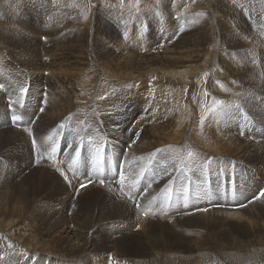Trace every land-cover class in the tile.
I'll return each mask as SVG.
<instances>
[{"label": "bare ground", "instance_id": "obj_1", "mask_svg": "<svg viewBox=\"0 0 264 264\" xmlns=\"http://www.w3.org/2000/svg\"><path fill=\"white\" fill-rule=\"evenodd\" d=\"M6 1L9 0H0V9L6 5ZM152 1L155 4L161 2ZM182 1L168 0V5L172 11L178 9L179 13L183 12L180 8L186 3L192 11L196 10H193L192 4L204 5L201 0H191L190 3ZM240 1L238 4L243 7L247 5L248 10L252 11L250 19H258L261 23L262 18L264 19V0ZM89 2L93 3L94 8H91L90 14L87 13L88 16L82 7H77L71 0H66L63 5L54 4V15L50 10L44 12L45 19L50 20L54 27V30H50L45 36L47 38L44 41L36 39L32 34L27 35L25 31L15 33L11 26L9 29L1 28L3 21L0 18V110L6 108L5 97H13L20 88L23 82L21 78L30 77V95L34 97L32 100H26L21 114L23 119H38V140L46 147L44 155H40L41 160L49 155L47 143L50 140L57 142V153L69 156L73 168L79 172L86 171L93 165L90 173L95 174L102 160L107 161V158L114 154L116 174L113 175L109 164L105 163L106 171L98 174V180L107 179L114 182L112 189L115 190V200L127 194H131L130 198L127 197L131 199L132 205H135L134 200H139V196L153 200L147 210H140L148 212V219L140 217L137 213L134 215L141 227L154 225L166 216L183 213L185 220L199 218L192 222V226L210 229L212 233L207 235V242L214 243V225L226 222L240 223L241 218L244 223L248 221L242 213L248 211L250 206L238 210L227 209L224 218H214V221L210 218L214 213L213 207L202 211L213 205L223 207L227 204L228 200L225 198L226 194H229L228 189L222 186L225 178H230L232 171L236 174L239 192L236 202L231 205L248 201L253 205L264 202V198H257L264 179V59L259 63L258 60L255 61L260 55L258 51L261 52L264 46V32L261 30L259 37L258 29L250 28L245 21L235 18L237 9L234 11L233 0H230L232 4L226 3V0L223 4L219 0H208L205 1V9L209 13L208 20L202 22V25L196 22V30H193V33L173 40L174 43L164 47H157L127 37L133 29L123 24V12L120 15L116 13L118 21L117 18L114 20L107 17L100 21L97 16L102 17L101 0ZM214 2H218V7H214ZM64 5L75 9V17L72 20L67 17L70 13L64 16ZM127 7L128 4L120 6ZM4 8L7 9V5ZM134 8L132 6L131 9ZM147 9L152 13L148 6ZM192 11L191 13H194ZM182 14L186 17L185 13ZM109 21L113 23L110 25ZM137 23H142V19L138 18ZM67 27L74 29L70 41L62 40V34L66 29L69 30ZM119 29L127 31L126 38L120 39V35L117 37ZM26 32L34 31L27 29ZM43 52L46 56L41 57ZM46 87L49 91L48 99L41 98ZM239 101L247 107V116L259 120V130L251 133L254 134L253 137H257V144L251 141V137L246 138L244 135L243 141L235 136L236 133L233 135L224 132L226 125L236 132L239 125L235 121L245 119L236 115L235 103ZM65 125L67 127L62 128ZM53 128L58 132L56 138L50 137ZM11 133L10 129L0 132V150ZM201 150L215 154V158L214 155L209 156L210 159L205 161L200 154ZM12 152L17 156L15 151ZM190 152L196 153V159L187 163L181 155ZM5 154L11 155V152ZM104 154L106 157L103 159ZM218 155H232L238 158L228 157L229 168L221 169ZM155 165L158 167L157 174L154 173ZM55 168L56 166H53L51 171ZM145 168L147 172L142 179L141 173ZM64 174L63 171L62 175L67 184L76 177L70 173L68 178ZM121 175L124 176L123 183L120 181ZM209 176L213 182V193L206 192ZM16 177L17 173L12 168H7V165L0 166L1 252L9 251L19 255L22 253L23 255L18 257L22 259L29 251L38 255L41 264L48 260L49 264H58L61 261L56 258L51 260L48 258L50 254H55L56 257L66 256L65 258L77 263L85 257L90 258V252L94 251L101 257L103 255L102 258L107 264L111 262L109 259L115 257L113 253L116 250L136 253L140 245L134 240L145 238L144 243L150 257L146 260L130 261L131 264H176V261L185 264V256L159 249L154 244L159 243L163 237H186L181 230L173 233L158 229L156 225L149 230H153V233L134 231L136 234L132 237L126 232L109 233L113 226L111 223L104 224L103 221L112 218L114 214L112 211L104 212L108 209L109 200L102 194H96L94 198L81 202V207L90 218L86 231L76 228L83 241L79 244L74 232L69 228L67 213L71 202L67 188L61 183L63 181L59 182V178L48 171L37 169L29 172L8 190ZM132 181L138 184H133ZM127 186L131 187L130 191L124 194L117 191L118 187ZM28 205L31 208L23 220L22 210ZM123 208L130 213V205ZM197 209L201 210L186 213ZM27 219L35 226H44L42 236L37 239L49 241L52 250L39 248L22 239L28 233V228L22 227L21 222ZM261 222L258 225L264 227ZM128 226L131 230L135 228ZM248 232L250 241L240 239L239 244L240 249L243 248L248 255L247 261L264 258V238L260 228L251 227ZM117 234L121 236L115 237L116 243L110 244L113 239L111 237ZM216 234L226 241L232 239L230 235L218 229ZM201 236L190 234V238ZM21 246L24 252L20 249ZM220 253L227 264L232 261L246 263L241 255ZM206 258L208 262H211L209 258L212 261L217 260L214 247L206 256L201 255L203 262L199 264L207 263ZM25 264L35 263L29 261Z\"/></svg>", "mask_w": 264, "mask_h": 264}, {"label": "rangeland", "instance_id": "obj_2", "mask_svg": "<svg viewBox=\"0 0 264 264\" xmlns=\"http://www.w3.org/2000/svg\"><path fill=\"white\" fill-rule=\"evenodd\" d=\"M25 1H27L28 3H26ZM55 1H56V3H55ZM55 1H51V0H16V2H15V0L6 1L7 2L6 5L8 8L5 9L4 8L6 6L5 5L4 7H2L0 9V18L3 21V25L1 26V28H3V29L8 28L9 29L12 27V31H14L15 33H18V31L19 32L25 31V33L27 35L32 34L35 36L36 39H38L40 41L41 40L44 41V40H46L45 38H47L45 36L50 33L49 31L54 30V27H53L52 23L50 22V20L45 19L44 12H48L50 10L51 13L54 15L55 9L52 8L53 5L57 4V3L63 5L66 3V0H55ZM71 1L74 4H77L78 5L77 7H82L85 10L86 16H88V14H90L91 8H94L93 3L92 2L90 3L89 0H71ZM163 1H164V3H161ZM180 1H182V0H180ZM184 1L185 2L188 1L190 3L191 0H183L182 2H184ZM202 1H203L204 5H194L191 3L193 10L196 9L197 11L196 10L192 11L191 9H189L188 3H186L185 6H183L182 8H180V10L183 11L182 13H185V15H186V17H184L182 13H179L178 9L172 11L171 6L168 5V0H161V2L156 3V4L152 0H101L102 5L100 8L103 11H100V14L102 17L97 16V18L99 20L101 19L100 21L103 20V17L104 18L105 17L113 18L114 20H116V18H117L116 21H118L119 20L118 15H120V13L123 12L124 13V20H125V22L123 24L129 25L133 29L132 33L127 36L128 38L138 40L141 42H148L151 45H154V46L156 45L157 47H164L167 44L169 45L170 43H174L177 39H179L180 37H183L186 34H190L191 32L193 33L196 30V26H197L195 24L196 22H199L202 25V22H205L206 20H208L209 13L205 9V7H206L205 1H208V0H201V2ZM219 1L221 2V4H223L224 0H219ZM227 2L230 3V0L229 1L226 0V3ZM238 2H241V1L238 0ZM238 2L236 0H233L232 3H235V4L230 3V4H232L234 11L236 9L238 10V11L237 10L235 11V12H237V15H238V16L236 15L235 18L236 19L239 18L238 20L245 21L246 24L250 28H253L256 30L258 29L259 32H257L258 33L257 36L261 37V33H262L261 30L264 32V19L262 18L261 23L259 22L258 19H250L252 17V11L248 10L247 5H245L243 7L242 4H238ZM44 3H46V4H44ZM217 3L218 2H214L215 8H216V6L218 7ZM8 4L9 5L11 4V5L9 6ZM35 4L37 6H35ZM126 4H128L127 8H120V6L124 7ZM132 6L135 8L131 9ZM147 6H148V8H150L152 10V13L148 11ZM179 7H181V6H179ZM184 7L188 11H186L184 9ZM64 8H65L64 16H65V14L70 13L67 17L70 20H72L73 17H75V9L72 7H68L66 5H64ZM163 8H165V9H163ZM169 10H171V11H169ZM136 11H138V12H136ZM191 11L194 13H191ZM132 12H134V13H132ZM238 12H240V13H238ZM241 12H243V13H241ZM116 13L118 15H116ZM205 13H207V14H205ZM114 14L116 16H114ZM111 15H113V17ZM127 15H129L130 17H128ZM175 15H177V16H175ZM125 16H126V18H125ZM193 16H195L196 18ZM138 18L142 19V23H137ZM195 19H197V20L200 19V20H198V21L196 20L195 22H193V20H195ZM190 20H191V22H190ZM24 22H26V23H24ZM42 23H45V25H43ZM108 23L111 25L113 22L109 21ZM259 24H261L263 27ZM121 25H122V23H121ZM194 25H196V26H194ZM165 28L166 29L168 28V29L166 30ZM27 29H31L34 32H26ZM68 29L69 30L66 29L65 33L62 34V37L64 38V39L62 38V40L68 39L70 41V37H71V34L74 32V29L71 27ZM15 30H17V31H15ZM119 31H118V33H116L117 37L120 35L119 36L120 39L126 38L125 34L127 33V31L122 30V29H119ZM53 35H55V31H53ZM173 40H175V41H173ZM161 43H163V44H161ZM232 51H235V50H232ZM261 52H262V54H261ZM261 52L258 51V55L259 54L260 55L256 57L257 59H255V61L258 60V63L264 59L263 58L264 46H262ZM237 55H239V54H237ZM251 55H253V54H251ZM44 56H46L45 52H43V55H41V57H44ZM254 58H255V56H254ZM17 80H19V79H17ZM21 80H23V82L21 83L18 91L14 94L13 97H10V98L5 97L6 108L3 111L0 110V132L5 131V130H9V129L12 130V133L8 137L7 142L5 143L4 147H2V149L0 150V163H1L0 166L6 167V165H7V168H12L13 171H15L17 173V177L15 178V181L14 180L12 181V184L9 186L10 188L8 187V190L11 189L12 187H14L21 179H23L29 172H31L33 170L42 169V170L48 171L52 175L54 174V176L56 178L58 177L59 178V179L57 178L58 181L59 180L63 181L64 183L63 182H61V183L64 185V188H67V191L69 192L68 193L69 198H70L69 202H71V203L69 205L70 210L67 213V217L69 220V228H70L71 232H74L75 238L77 239L76 242H78L79 244L83 243L81 236H79L78 233L76 232V228H81L82 230L86 231V227L88 226L87 221L90 218L89 215L86 214V210L81 207V202L88 200V198L89 199L94 198L96 194H102V195H106L108 200H109V205L107 207L108 209L104 210V212L112 211L114 214L112 218H108V219L103 221L104 224H110L111 223L112 225L111 224L110 225L114 227V228L113 227L111 228L112 231L110 230L109 233L126 232L127 234H129L130 237H132L134 234H136L135 232H137V233L140 232V233H144V234L153 233V230L152 231H149V230L152 226L157 225L158 229L161 228L164 231L177 233L178 231L181 230L180 232L184 233V235L186 237H182L180 235H173V236H170L168 238L163 237V238H160L159 243L155 242L154 244L157 245L159 249L166 250L172 254L180 253V255L185 256L186 257L185 261H184L185 264L186 263L199 264V263L203 262V260L201 259V255L206 256V254L210 253V249L212 247H214V253H216V255H217V260L212 261V259L209 258V260L211 262H208V260L206 258L205 260H207V263H205V264H227L222 259V255L220 252H222L226 255L232 254V255H236V256H238V255L243 256L244 259L246 260V263H242V264H262V263H264V258H258V260L252 259L251 261L253 263L247 261V257H248L247 253L243 250V248L240 249V247H239L240 239H243L245 241H250V238L248 236V234H249L248 229L251 227H254V228L259 227L260 233H263L262 237L264 238V227H261L260 225H258L261 221H262L261 223H264L263 222L264 221V202L253 205V204H251L250 201H248L245 208L250 206V209L248 211H245L242 213V215L246 219H248V221L245 223L243 222V218H241V220H239L240 223L226 222V223L214 225L213 230H214V236H216V238L214 237V243H211V242H207V235L212 233V231L208 228L199 227V226H192V222L199 219V218H191V219L185 220L184 214L180 213V212H179L180 214H172L171 216H166V218H164L163 220L156 221V223L154 225H146L144 227H141L140 224L137 223L138 220H137L136 216H134V215L137 213L140 217H142L141 213H146L147 211L146 212H144V211L140 212V210L146 209L148 207V205H152L153 200H148L147 197L139 196V200H136V201H138V203L141 204V207H140L141 209H138L139 206L136 207V205L130 204L131 199H129L127 196H119L118 200H115V196L113 194V192L115 190L112 189L114 187V182L106 179L103 181V183H101L102 180H100V181L98 180V178H99L98 174L100 173L99 170L96 169L95 174L90 173V169L93 168V165H91L89 169H86V171H83V172L75 171V169L73 168V162H72L71 158L69 156H62V155H59L57 153L58 144L55 140H53V141L50 140L47 143V147L50 150L49 155L44 157L41 160L40 157L42 156V154L44 155V152H46V147L44 146V144L40 143V140H38L39 139L38 133H37V128H39V127H37L38 119H37V117L36 118L23 119L22 114H21L22 109L25 107L26 100L27 99L32 100L34 97V96L30 95L32 81H31L30 77H28L26 79L21 78ZM115 82L117 83V81H115ZM46 88L47 89H45L41 98L48 99L49 91H48V87H46ZM235 105H236L235 106L236 115L240 116L242 118H245L242 121H238V120L235 121L236 124L239 125L237 130L240 133L237 130H236V132L230 130L227 125L225 126L227 128H225L226 130L224 129V132H226L228 134L231 133L233 135L236 133L235 136L237 135L236 137H239L243 141H245V136H246V138H247V136L251 137V139H252L251 141L253 143H256L257 137L256 136L253 137L254 134H251V133H254V132L259 130V127H260L259 120L257 121L256 118L251 119L249 116H247V114H246L247 113V107L244 104L242 105L240 103V101L236 102ZM243 106L246 108V110ZM64 127H67V125L63 126L62 128H64ZM52 130H54V131L51 132L52 135L50 137L56 138L58 132L55 131L54 128ZM33 141H35V143H33ZM12 151H15L16 155L18 157L21 156L22 158L21 157L18 158L17 156H15L13 154L14 152H12ZM82 151H83V149H81V154H82ZM6 152H11V155L5 154ZM204 152L205 151L201 150L200 154L202 155V158L205 161H208L210 159V157H213V155L215 158V154H213L211 152H205V153ZM190 153H191V155H189V153L181 155L182 159L184 161H186L187 163L192 162V160L194 161L196 159V153L195 152H190ZM105 157L106 156L104 154L103 159ZM226 157H227V159H226ZM228 157L238 158V157H235L232 155H226L223 157H222V155H220V156L218 155L219 165H220L221 169H228L229 168V164L227 162ZM12 161H13V163H12ZM33 165L35 167H33ZM36 165H38V166H36ZM53 166H56V168L54 169V171H51V168ZM27 169L29 172L27 171ZM30 169H31V171H30ZM63 171L65 172L64 175L68 178H70V173L72 174L73 177H75V176L76 177L74 179L70 180V182L67 184L65 182L63 175H62ZM146 172H147V168H145L143 170V172L141 173L142 179H144ZM154 173L155 174L158 173V167L156 165L154 167ZM232 174L234 176H236L234 171H232ZM209 178L211 179L210 176H209ZM226 178L224 181L225 185H227V179ZM89 181H92V183L88 187H85L83 189L79 188V186L81 184L87 183ZM132 182H133V184H138L135 181H132ZM236 183H237V179H236ZM246 183H245V186L247 187L248 185ZM142 186L143 185H141V187ZM235 187H236L237 191L239 192L238 183L236 184ZM262 187H263V185L261 186V189H262ZM177 189H178V185H177ZM70 190L71 191L73 190V191L70 192ZM130 190H131L130 186L117 188V191L122 193V194H124L126 191H130ZM40 192H42L41 189H40ZM206 192L213 193L214 192L213 185H209L208 190H206ZM227 192L229 193V191H227ZM111 193H112V195H111ZM73 195H75V196H73ZM129 195L131 196V194H129ZM78 198H80V199H78ZM263 198H264V196L260 200H262ZM225 199L230 200L229 194H226ZM126 205H128V206L130 205V209H128L130 211V213L123 208V206H126ZM216 207H220V206H214L213 205L211 207H206L205 209H202V211H206V210H209L212 208V210H214V213L210 216V218L213 221H214V218H219V219L224 218L227 215V209L224 207H221V208H216ZM30 208H31V206L28 205L24 210H22L23 220H25V216H28ZM20 209H21V206H20ZM176 209H177V207H176ZM200 210L201 209H197L194 211H188L186 213L187 214L196 213ZM258 214H260V215H258ZM146 215H147L146 218L145 217H142V218L148 219V217H149L148 212ZM119 219H120V221H119ZM120 222H122V223L120 224ZM21 223H22V227L28 228V233L22 238L23 240H25L29 243H32L39 248H47L49 250H52V247L50 246L49 241L37 239V237L42 236V230L44 229V226H40V224L35 226L32 222H30L29 219H27L25 222L22 221ZM128 225L135 226V228L132 230L128 229L129 228ZM166 225H170V227H167ZM172 225H174V227ZM184 227H185V229H184ZM12 229L15 232L17 231V229H14V228H12ZM191 229H194L195 231L191 230ZM217 229L223 231L226 235H230L232 237V239H230L229 241L223 240L222 238H220L216 234ZM190 234L191 235L197 234V235H202V236L190 238ZM53 236H54V238H56V234H54ZM120 236H121L120 234L113 235L111 238H113L114 241H113V239H111L110 244L116 243V240H117L116 238H119ZM238 239H239V241H238ZM134 241L137 244L139 243V245H140V248L136 253H125L122 250H116L115 253L112 252L113 254H115V257L112 259H109V260H111L112 263L110 262L107 264H131L130 261L144 260V259L146 260L148 257H150V255H148V253H147L148 252V249H146L147 245L144 243L146 241V239L145 238L143 240L142 239H136ZM203 241L207 242V243L204 244ZM20 249H22V246L20 247ZM22 251H23V249H22ZM54 251H56V250H54ZM92 252H90L92 258L91 257L90 258L85 257L81 261H78L77 263H76V261H72V260H69L68 258H65L66 256L60 257L59 255H57V257H59V258H57L55 254L54 255L50 254L48 258H51V260L55 259V258L60 260L61 262H59L58 264H84L83 262H85V264H101V263L106 264L105 260L103 259L104 258L103 255H102V257H103L102 258L99 253L97 254L94 251H92ZM0 254H1L0 258L2 259L0 264H5L6 261H7V264H25V262H29V261H33L35 264H41L40 263L41 260L39 259L38 255H33L29 251L25 255V257L22 259H18L19 256L23 255L22 253H20V255H19V254H15V253H10L9 251L1 252V250H0ZM93 258H95L96 260ZM3 259H5L6 261L4 262ZM234 259L236 260V258H234ZM92 260L94 263L92 262ZM114 260H115V262H114ZM48 261L50 263V260H48ZM48 261H46L45 264H49ZM69 262H72V263H69ZM239 262L240 261H238V262L232 261V262H229L228 264H240ZM176 264H180V263L178 261H176Z\"/></svg>", "mask_w": 264, "mask_h": 264}, {"label": "snow or ice", "instance_id": "obj_3", "mask_svg": "<svg viewBox=\"0 0 264 264\" xmlns=\"http://www.w3.org/2000/svg\"><path fill=\"white\" fill-rule=\"evenodd\" d=\"M217 103H219V101ZM33 143H35V141H33ZM189 155H191V153H189ZM120 181H121V183H123V181H124V176L123 175L120 176ZM89 183H91V181H89ZM101 183H103V181H101ZM86 186L87 185L82 184L81 188L86 187ZM262 195H264V193H262ZM137 206H139V205H137Z\"/></svg>", "mask_w": 264, "mask_h": 264}]
</instances>
